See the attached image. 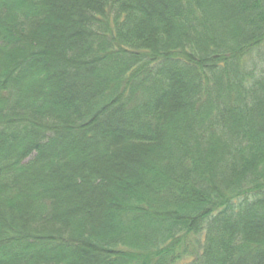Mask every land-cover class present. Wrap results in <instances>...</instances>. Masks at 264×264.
<instances>
[{
    "label": "trees",
    "instance_id": "16d2710c",
    "mask_svg": "<svg viewBox=\"0 0 264 264\" xmlns=\"http://www.w3.org/2000/svg\"><path fill=\"white\" fill-rule=\"evenodd\" d=\"M0 264H264V0H0Z\"/></svg>",
    "mask_w": 264,
    "mask_h": 264
}]
</instances>
